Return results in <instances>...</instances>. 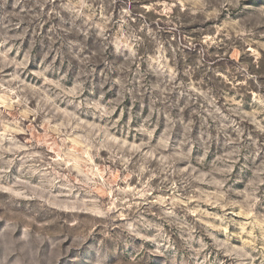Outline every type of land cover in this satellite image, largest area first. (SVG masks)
I'll use <instances>...</instances> for the list:
<instances>
[{
    "label": "rangeland",
    "instance_id": "374dc122",
    "mask_svg": "<svg viewBox=\"0 0 264 264\" xmlns=\"http://www.w3.org/2000/svg\"><path fill=\"white\" fill-rule=\"evenodd\" d=\"M0 264H264V0H0Z\"/></svg>",
    "mask_w": 264,
    "mask_h": 264
}]
</instances>
